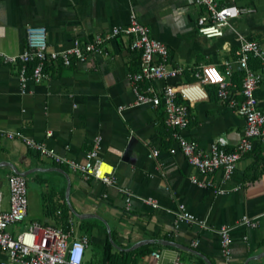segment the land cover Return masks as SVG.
<instances>
[{"label": "crops", "instance_id": "obj_1", "mask_svg": "<svg viewBox=\"0 0 264 264\" xmlns=\"http://www.w3.org/2000/svg\"><path fill=\"white\" fill-rule=\"evenodd\" d=\"M219 2L250 8L252 12L234 19L223 36L205 38L197 33L196 21L202 9L194 0H0V53L19 54L25 47L28 26L44 28L47 50L59 52L71 48L75 39L85 42L95 33L128 25L133 13L148 27L151 37L167 46L170 66H180L191 76L205 65H214L224 73V63L229 62L233 72L228 79L234 84L233 91L238 92L242 72L234 52L240 43L239 36L257 42L264 50V0ZM103 47L105 54H91L84 62H74L69 67L48 64V78L38 84L29 83L26 94L20 93L16 67L0 64V131H20L78 162L84 160L93 139L100 136L99 157L112 169L116 185H105L68 172L64 166L39 158L22 142L0 136L1 208L8 206L6 178L13 173L6 162L21 172L45 169L25 178L49 185L50 190L43 194L44 201L54 208L62 203V190L65 200L67 181L51 169L62 168L69 178V200L74 210L100 216L122 248L144 239L170 240L198 251L211 264H245L249 257L264 252V217L261 216L264 171L252 179L260 164L256 161L257 154L264 156V139L256 142L253 151L238 161L232 180L223 182L218 171L210 178L214 187L194 185L191 175L197 180L207 178L195 172L180 153L169 154L174 143L163 125L162 109L134 104L127 74L137 70L139 53L129 49V38L124 36L105 42ZM184 80L187 81L185 75L167 83ZM163 84L155 82L154 85L158 88ZM205 89L209 95L213 88L205 86ZM254 96L258 107L264 110V77ZM243 128V116L222 104L214 94L189 106V122L182 134L203 147L217 137H224L231 149ZM48 132L51 135L46 137ZM153 149H158L159 155L148 158ZM116 186L133 193L130 211H124V197ZM218 189L224 192L219 194ZM145 198L154 199L158 207L145 204ZM179 203L198 219L205 220L211 229L176 224L174 212ZM53 210L46 205L40 218L27 211L26 221L55 225ZM244 215L259 217L258 226L250 229L241 225ZM80 221L75 222L78 234L82 233ZM221 226L231 229V257L227 263L221 256L215 232ZM23 228L24 224H17L11 230L16 234ZM106 235L107 232L98 230L89 238V244L95 242L101 246ZM148 245L154 246L152 252L160 253L159 260L155 261L151 252L139 257L136 264H171L175 258L201 259L159 243ZM100 258V248L98 252H89L88 246L83 264H99ZM4 259L6 254L0 250V262ZM248 264H264V256Z\"/></svg>", "mask_w": 264, "mask_h": 264}, {"label": "built area", "instance_id": "obj_2", "mask_svg": "<svg viewBox=\"0 0 264 264\" xmlns=\"http://www.w3.org/2000/svg\"><path fill=\"white\" fill-rule=\"evenodd\" d=\"M194 4L202 9L196 25L197 33L205 38L223 36L224 30L231 28L234 19L252 12L250 8L222 4L219 0H194ZM121 36L129 38L131 51L139 53L137 70L127 74V81L135 98L134 104H148L162 109L163 125L170 132L174 143L168 150L169 154L180 153L195 172L207 178L197 180L194 175L190 176L191 182L200 188L214 187L210 178L218 171L222 174L223 182L232 180L238 161L253 151L256 142L264 139V110L258 107L254 96L256 87L264 77V50L257 42L239 36L240 43L234 52L236 63L242 72L238 92L233 91L234 84L228 79L233 72L229 62L224 63V73L214 65H205L191 74L192 81L167 83L169 80L184 77L185 70L180 66L169 65L167 46L151 37L148 27L133 13L128 25L95 33L85 42L75 39L71 48L59 52L47 50L44 28L28 26L23 50L15 56L0 53V64L16 67L20 93L26 94L29 83L38 84L48 78V64L69 67L74 62H84L91 54H105V42ZM251 60L255 61L256 67L250 65ZM155 82L164 84L157 88ZM205 86L214 88L219 101L244 118L242 135L231 149H228V141L224 137H217L203 147L182 134L189 122V106L209 97ZM50 135L48 132L46 137ZM0 136L22 142L39 158L64 166L68 172L80 174L85 179L99 180L105 185H116L112 169L99 157L100 136L93 139L92 147L86 152L82 162L61 156L45 142L28 138L20 131H0ZM158 155L159 150L153 149L148 158ZM103 165L108 166L109 170L103 168ZM26 184L27 179L23 176L14 173L7 176L6 209L1 208L3 193L0 191V250L6 254V259L0 264H83L90 239L84 233L78 234V227L72 217L67 219L65 228L44 225L37 220L26 221ZM116 187L124 197V211H130L133 193L128 188ZM223 192L221 189L217 190L219 194ZM143 202L152 208L158 207L152 198H145ZM261 216L264 217V213ZM174 220L176 224H196L202 229H211L205 220L195 217L182 203L178 204L174 212ZM258 221L259 217L244 215L240 224L254 229L258 226ZM17 224H24V228L14 234L11 228ZM215 232L219 238L221 256L227 263L231 257V229L221 226ZM151 256L158 261L160 253L152 252ZM171 264L205 263L175 258Z\"/></svg>", "mask_w": 264, "mask_h": 264}, {"label": "trees", "instance_id": "obj_3", "mask_svg": "<svg viewBox=\"0 0 264 264\" xmlns=\"http://www.w3.org/2000/svg\"><path fill=\"white\" fill-rule=\"evenodd\" d=\"M254 64H255V61L251 60L250 65L253 67H256L254 66ZM185 76H186L187 81L193 80V77L189 76L188 73L186 72H185ZM239 79L240 77L238 78L237 82H239ZM214 94H215V89L213 88L209 91V95L212 96ZM166 131L168 132L167 133L168 137H171L170 132L167 129ZM256 161L257 162L260 161V164L258 167V171L256 172V174L253 176L252 179H256L264 171V156H259L257 154ZM60 195H61L60 197H61L62 203H60L59 206H57L53 210L55 217L57 219V224H55V226H60L62 228H65L67 225V219L69 217H72L73 215L71 214L70 210L68 209L66 205V202L64 200L63 190L60 193ZM43 199L45 200L44 196H43ZM89 226L90 224L88 223V220H82L80 221L79 229L80 231H82V233L87 235ZM102 227H103L104 232L106 233V229L104 225H102ZM111 237H112L113 242L116 243L113 231H111ZM99 248L101 250V258L99 260V264H136L139 257L149 255L153 251L154 246L146 245V246H142L130 252L116 251L114 247L112 246V244L110 243V241L108 240V236L106 235L104 243L101 246H99ZM198 262L204 263V261L201 259H199Z\"/></svg>", "mask_w": 264, "mask_h": 264}, {"label": "water", "instance_id": "obj_4", "mask_svg": "<svg viewBox=\"0 0 264 264\" xmlns=\"http://www.w3.org/2000/svg\"><path fill=\"white\" fill-rule=\"evenodd\" d=\"M7 165H9L13 171L14 174L26 177L27 175H29L30 173L34 172V171H46L45 169H41V168H36V169H31V170H27L25 172H21L19 170H17L13 165L9 164L6 162ZM52 171H57L59 173H61L66 181H67V186H66V190H65V200L67 203V206L70 210V212L75 216V218H77L78 220H87V219H97L103 222V224L106 227V232H107V236H108V240L110 241V243L112 244V246L117 250V251H125V252H130V251H134L137 248H140L142 246L148 245V244H153V243H159L163 246H167V247H172L175 249H179V250H184L187 252H190L192 254H195L196 256H198L199 258H201L205 264H211L201 253H199L198 251L187 247L183 244L174 242V241H170V240H154V239H144L141 240L135 244H133L132 246L128 247V248H122L120 246H118L116 243L113 242L112 237H111V230L107 224V222L105 220H103L100 216L95 215V214H79L77 213L74 208L72 207L70 200H69V191H70V183H69V178L67 173L62 169V168H52ZM264 256V252H262L261 254H258L257 256H252L249 257L245 264H248L249 261H255V260H259Z\"/></svg>", "mask_w": 264, "mask_h": 264}, {"label": "rangeland", "instance_id": "obj_5", "mask_svg": "<svg viewBox=\"0 0 264 264\" xmlns=\"http://www.w3.org/2000/svg\"><path fill=\"white\" fill-rule=\"evenodd\" d=\"M65 169H67L65 167ZM68 170V169H67ZM52 175L56 176V174L53 172ZM27 211L28 214L31 216H37L40 218L42 216L43 210L46 208V205L50 207V209H54L51 203H47L45 205V201L43 199V194L48 192L50 190L49 185L43 183V182H35L30 179H27ZM74 222H77V218L75 216L72 217ZM41 223V222H40ZM88 223L90 226L88 227V236L91 238V236L94 235L98 230H103L102 224L97 220H88ZM43 224V223H41ZM94 250L95 252L99 251V246L95 242H91L89 244V252Z\"/></svg>", "mask_w": 264, "mask_h": 264}, {"label": "bare ground", "instance_id": "obj_6", "mask_svg": "<svg viewBox=\"0 0 264 264\" xmlns=\"http://www.w3.org/2000/svg\"><path fill=\"white\" fill-rule=\"evenodd\" d=\"M103 168L109 170V167L108 166L103 165Z\"/></svg>", "mask_w": 264, "mask_h": 264}]
</instances>
